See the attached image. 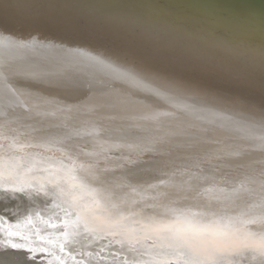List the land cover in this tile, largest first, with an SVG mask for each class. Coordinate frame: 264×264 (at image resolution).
<instances>
[{"label":"snow or ice","instance_id":"1","mask_svg":"<svg viewBox=\"0 0 264 264\" xmlns=\"http://www.w3.org/2000/svg\"><path fill=\"white\" fill-rule=\"evenodd\" d=\"M29 8L34 23L97 40L104 51L57 46L35 36L16 38L0 31V97L10 107L22 104L13 87L20 72L18 62L39 55L50 59L59 71L31 73L34 79L85 76L89 83L121 85L122 91L162 102L176 114L205 119V109L188 102L196 90L186 74L236 81L239 74L229 71L228 65L254 64L258 59L260 99L231 97L246 123L241 126L215 112L207 122L224 121L221 126L244 132L264 148V5L255 9L215 0H40ZM0 115L6 118V113ZM59 143L22 140L0 126V189L32 190L51 197L65 213L61 222L65 230L60 233L64 240L41 239L70 259L75 257L65 252V244L83 232L126 249L132 258H125L123 264H244L253 259L264 264V232L250 230L251 209L239 202L238 193L224 196L223 190L209 187L202 197L205 203H181L155 191L153 184L142 190L132 187L117 197L81 175L91 173L97 164L81 161ZM162 197L170 202L162 203ZM253 207L260 209L264 223V201ZM49 227L60 225L49 223ZM27 251L34 249L28 246ZM43 251L65 264L55 251Z\"/></svg>","mask_w":264,"mask_h":264},{"label":"bare ground","instance_id":"2","mask_svg":"<svg viewBox=\"0 0 264 264\" xmlns=\"http://www.w3.org/2000/svg\"><path fill=\"white\" fill-rule=\"evenodd\" d=\"M37 2L40 0H0V31L16 38L35 36L57 46L104 51L97 40L34 23L29 6ZM215 2L255 9L264 5V0ZM18 63L20 72L13 87L22 104L10 107L0 97V113H6V118L0 115V126L9 135L22 140H58L59 147L81 161L97 164L91 173L81 175L91 183L111 189L117 197L132 187L142 190L153 184L157 185L155 191L167 193L181 203L193 200L205 203L202 197L209 187L223 190L224 196L238 193L239 202L251 209L250 230L264 232L260 209L253 207L264 201V148L244 132L221 126L224 121L207 122L215 112L231 117L241 126L246 123V117L233 106L231 97L260 99L258 59L254 64L237 61L228 65L229 71L239 74L236 81L186 74L185 78L196 90L188 102L205 109V119L176 114L162 102L122 91L121 85L89 83L85 76L63 81L53 75L34 79L31 73L59 71L50 59L39 55ZM88 152L99 155L89 157ZM161 202L168 203L170 199L162 197ZM64 218V211L54 206L51 197L32 190L21 193L0 189V264H60L55 256L43 251L45 248L55 251L65 264L76 261L123 264L125 258H132L126 249L108 239H96L82 232L75 238L69 237L70 242L65 244V252L75 257L70 259L58 247L41 239L64 240L60 235L65 230L61 223ZM49 223L60 227L51 228ZM9 232L20 235L9 236ZM12 244L24 247L14 249ZM28 246L34 251L29 253ZM244 264L258 262L253 259Z\"/></svg>","mask_w":264,"mask_h":264},{"label":"water","instance_id":"3","mask_svg":"<svg viewBox=\"0 0 264 264\" xmlns=\"http://www.w3.org/2000/svg\"><path fill=\"white\" fill-rule=\"evenodd\" d=\"M55 218H57V217H55Z\"/></svg>","mask_w":264,"mask_h":264}]
</instances>
